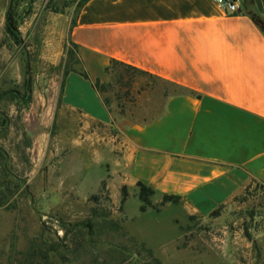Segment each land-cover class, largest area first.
Returning a JSON list of instances; mask_svg holds the SVG:
<instances>
[{
    "label": "crops",
    "instance_id": "0c3cea01",
    "mask_svg": "<svg viewBox=\"0 0 264 264\" xmlns=\"http://www.w3.org/2000/svg\"><path fill=\"white\" fill-rule=\"evenodd\" d=\"M234 1L236 13L214 0H88L82 6L64 43L77 48L80 66L59 74L62 93L51 111L60 115L67 143L77 151L83 197L106 181L116 197L123 187L135 196L143 183L155 192L153 204L166 195L180 197L188 214L206 216L251 182L264 185V32L252 18L256 13L264 19V0ZM61 59L47 57L51 64ZM112 60L195 95L169 98L163 116L145 125L115 123L121 133L116 136L99 93L81 75L104 81ZM94 168L98 180L87 191ZM131 196L122 203L127 217ZM141 207L135 223L144 243L160 255L180 234L159 242L145 215L156 210ZM175 223L180 229L177 218Z\"/></svg>",
    "mask_w": 264,
    "mask_h": 264
},
{
    "label": "rangeland",
    "instance_id": "374dc122",
    "mask_svg": "<svg viewBox=\"0 0 264 264\" xmlns=\"http://www.w3.org/2000/svg\"><path fill=\"white\" fill-rule=\"evenodd\" d=\"M83 2L0 0V264H264V185L257 181L214 214L190 215L181 203L149 210L159 242L180 234L160 255L135 223L142 215L138 188L135 196L128 192L129 217L123 188L116 197L106 181L97 193L81 195L77 151L51 109L62 93L59 74L80 66L74 47L64 43ZM52 55L61 63L51 64ZM145 81L136 76L122 111L114 93L105 95L114 124H143L163 110L165 86L138 94ZM98 173L89 172L87 191Z\"/></svg>",
    "mask_w": 264,
    "mask_h": 264
},
{
    "label": "trees",
    "instance_id": "16d2710c",
    "mask_svg": "<svg viewBox=\"0 0 264 264\" xmlns=\"http://www.w3.org/2000/svg\"><path fill=\"white\" fill-rule=\"evenodd\" d=\"M88 0H84V2L81 4L80 9L82 6L87 2ZM246 1V0H244ZM79 9V10H80ZM252 18L254 19L255 23L260 27V29L264 32V19H262L258 14L254 13L252 14ZM75 23L72 24V26ZM75 52L77 53V48L71 44ZM79 62V59H78ZM71 70H66L65 74H68ZM106 74L109 77V80L107 82H103L100 79H91V77L87 74V72L82 71L81 75L88 81H90L93 85V88L99 93L103 104L105 107L109 110L110 112V106L112 104V99L105 97V95L114 93L113 95L116 98L117 101V106L121 111L124 109V105L122 101L125 99V97H129L132 94V89L135 88V78L136 76H142L143 78H146L145 83L139 88L138 94H140L143 91H147L148 89H155L157 88L158 84L157 83H162V86H165V89L162 93V97L164 99V108L160 112V114L150 121H146L143 124L139 125H145L147 123H150L161 116L165 113L166 109V103L169 98L176 96V95H182V94H190V95H195V92L191 89H188L184 86H181L175 82L163 79L157 75H154L150 72L141 70L137 67H134L132 65L117 61V60H112L109 66L106 68ZM120 88V90L117 88ZM126 90V93H123L122 90ZM123 94H122V93ZM104 185V184H103ZM104 187V186H103ZM137 188L139 189L138 192V197L142 201L143 205L141 209L144 211L148 207H151L157 211L160 210V207L164 206L167 203H172V204H178L180 203V197H175V196H164L163 201L159 205H155L152 202V197L155 194L153 189L150 187L146 186L143 183H138ZM128 196V190L126 187H123V199L122 203L124 200H126ZM219 209V208H218ZM217 211V209L215 210ZM215 211H213L211 214H214Z\"/></svg>",
    "mask_w": 264,
    "mask_h": 264
},
{
    "label": "built area",
    "instance_id": "2783aa9c",
    "mask_svg": "<svg viewBox=\"0 0 264 264\" xmlns=\"http://www.w3.org/2000/svg\"><path fill=\"white\" fill-rule=\"evenodd\" d=\"M226 9L228 13L239 12V7L234 0H214Z\"/></svg>",
    "mask_w": 264,
    "mask_h": 264
}]
</instances>
